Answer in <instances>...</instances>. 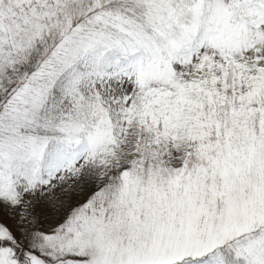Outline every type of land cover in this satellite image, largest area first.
Returning <instances> with one entry per match:
<instances>
[{
	"label": "snow or ice",
	"instance_id": "obj_1",
	"mask_svg": "<svg viewBox=\"0 0 264 264\" xmlns=\"http://www.w3.org/2000/svg\"><path fill=\"white\" fill-rule=\"evenodd\" d=\"M0 264H264V0H0Z\"/></svg>",
	"mask_w": 264,
	"mask_h": 264
}]
</instances>
